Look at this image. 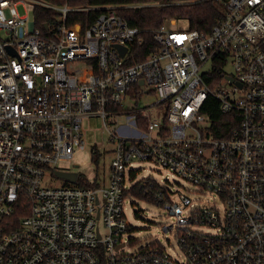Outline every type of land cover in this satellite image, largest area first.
I'll return each mask as SVG.
<instances>
[{"label":"built area","instance_id":"1","mask_svg":"<svg viewBox=\"0 0 264 264\" xmlns=\"http://www.w3.org/2000/svg\"><path fill=\"white\" fill-rule=\"evenodd\" d=\"M215 1L224 12L209 32L164 21L137 62L144 32L121 5L0 0V264H264V0ZM36 7L51 13L45 33ZM83 11L98 14L68 23ZM209 98L232 115L225 137H214ZM92 116L126 120L109 132L106 180L46 184L85 148ZM132 200L162 210L174 245L133 250Z\"/></svg>","mask_w":264,"mask_h":264},{"label":"rangeland","instance_id":"2","mask_svg":"<svg viewBox=\"0 0 264 264\" xmlns=\"http://www.w3.org/2000/svg\"><path fill=\"white\" fill-rule=\"evenodd\" d=\"M18 12L20 15L30 17L29 11L27 10V14H25L21 7H18ZM164 25L170 31H185L189 27L188 21L185 19L174 20L173 24L167 20L164 22ZM24 30V28L20 29V34ZM227 70L230 72L231 67L228 66ZM162 114L163 111H160L159 115L161 116ZM124 125H126L124 117L117 120V126L112 125L109 120L106 121V125L104 126L102 119L99 117L92 116L85 118L81 124L85 148H75L71 159L59 162L57 169L68 173H77L81 178H85L91 183L106 180L114 149V145L110 141L109 132H115L120 126ZM137 167L144 169L140 175L147 174L158 181H163L166 176L165 172L152 164L139 163ZM176 181L182 188L190 187L186 182ZM45 183L54 187L66 184L74 186V183L50 174L46 175ZM126 207L127 220L132 227L138 229L131 235L137 240V245L133 250H138L155 240L165 244L169 240L174 245L172 234H165L161 231L162 226L168 224L169 220L163 215L160 208L140 200H132ZM101 230L104 229L101 228Z\"/></svg>","mask_w":264,"mask_h":264},{"label":"trees","instance_id":"3","mask_svg":"<svg viewBox=\"0 0 264 264\" xmlns=\"http://www.w3.org/2000/svg\"><path fill=\"white\" fill-rule=\"evenodd\" d=\"M56 3L72 7L121 5L122 7L117 9V14L130 27L139 28L144 32L140 50L136 53L135 60L137 62L142 61L156 47L150 32L158 28L164 21L185 19L188 21L190 29L209 32L224 12L223 3L215 0H56ZM97 14L98 12L89 11L72 14L68 17V23L72 24L78 20L89 24ZM36 15L34 26L45 33L44 27L49 24L51 13L36 7ZM206 105L208 108H204V111L211 118L214 137H225L236 126L229 122L232 115H221L218 111V103L213 98H209ZM77 186H90V184L81 180Z\"/></svg>","mask_w":264,"mask_h":264},{"label":"water","instance_id":"4","mask_svg":"<svg viewBox=\"0 0 264 264\" xmlns=\"http://www.w3.org/2000/svg\"><path fill=\"white\" fill-rule=\"evenodd\" d=\"M126 49L125 48H120V55L123 56L125 53ZM229 81H232L231 78H228ZM141 83V82H140ZM240 86V85H239ZM55 176L61 179H64L70 183H75L77 173H63V172H55Z\"/></svg>","mask_w":264,"mask_h":264}]
</instances>
